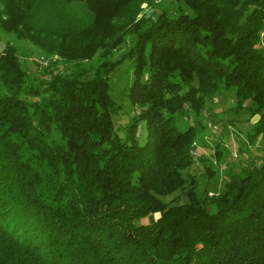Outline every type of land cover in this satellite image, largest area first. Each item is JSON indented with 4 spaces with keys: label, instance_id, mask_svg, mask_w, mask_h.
Segmentation results:
<instances>
[{
    "label": "trees",
    "instance_id": "trees-1",
    "mask_svg": "<svg viewBox=\"0 0 264 264\" xmlns=\"http://www.w3.org/2000/svg\"><path fill=\"white\" fill-rule=\"evenodd\" d=\"M143 1L0 0L1 30L66 60L101 49L90 77L36 84L15 46L0 47V264H264V141L208 208L182 174L202 124L176 119L232 88L254 116L248 139L263 133L264 0H179L188 11L154 19ZM123 61L138 109L119 134L107 77ZM176 190L185 201L158 197Z\"/></svg>",
    "mask_w": 264,
    "mask_h": 264
},
{
    "label": "rangeland",
    "instance_id": "rangeland-1",
    "mask_svg": "<svg viewBox=\"0 0 264 264\" xmlns=\"http://www.w3.org/2000/svg\"><path fill=\"white\" fill-rule=\"evenodd\" d=\"M140 7H142L141 12L144 19L148 17L154 19L163 10L170 15H175L179 10L188 11L184 3L179 0L143 1ZM260 38L261 44L264 45V34H261ZM48 41H52V39L43 38L42 45L46 46ZM130 41L131 35L123 34L121 42L118 46L113 47L107 58L119 57ZM6 43L15 46L18 59L26 71L27 78L32 79L36 84L39 79L48 78L54 73L79 72L82 73L81 77L83 78L90 77L97 58L99 60L97 55L101 51V49H96L89 58L66 60L59 54H55V51L44 50L15 32L0 29V47ZM107 80L110 86V95L115 102L120 104V109L112 116V120L117 132L122 134L123 123L138 109L137 106L130 104L125 93V86L131 80V70L126 61L109 71ZM234 103L233 89H220L208 97L204 107L199 110L197 115L192 114L187 108L183 116H176L177 124L181 128H185L189 123L199 122L202 124L193 142L195 145L192 149L193 162L188 169L182 170V174L184 176L188 173L193 175L192 187L198 195L204 198L208 208H211L212 205L209 203L210 196L222 190L223 182L230 171H235L244 165L250 166L252 162H258L264 141V131L252 137L251 140L248 139L247 133L252 131L254 116L249 115L245 107L235 110ZM51 135L54 136V133ZM144 135V121L140 120L137 126L138 142H143ZM207 166L209 170L206 169ZM158 197L162 200L172 199L173 202L186 200L185 194L180 190ZM155 216L156 213H152L149 218ZM145 219L147 216L140 220Z\"/></svg>",
    "mask_w": 264,
    "mask_h": 264
}]
</instances>
